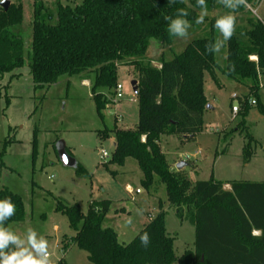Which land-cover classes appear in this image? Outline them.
Wrapping results in <instances>:
<instances>
[{
    "label": "trees",
    "instance_id": "16d2710c",
    "mask_svg": "<svg viewBox=\"0 0 264 264\" xmlns=\"http://www.w3.org/2000/svg\"><path fill=\"white\" fill-rule=\"evenodd\" d=\"M259 2L247 0L252 7ZM188 4L179 0L175 4H169L168 0H82L75 6L58 2L55 12L42 0L35 1L28 64L35 88L49 87L64 75L94 73L92 96L103 118L104 109L113 100L98 90L117 87L120 65L134 67L138 76L137 126L106 127L99 135L106 138L113 133L116 137L111 163L123 165L126 158H135L143 173V189L154 190L158 178L166 187L169 206L175 207L178 217L189 220L196 230L194 249L177 256L174 238L167 232V211L162 203L160 212L131 242L121 243L113 228L102 226L111 200L92 201L87 213L79 204L66 205L59 201L57 211L68 217L76 232L65 249L72 242L88 253L93 264H264V181L223 182L212 177L192 182L183 171L171 169L160 145L162 134L193 137L202 132L209 106L205 93L207 74L218 85L222 74L248 88L238 112L241 125L253 100L264 114L260 98L264 78V22L241 6L236 12L235 34L223 48L226 56L220 60L221 51L213 53L205 47L211 48L219 36L214 27L219 15L210 13L229 10L216 0H207L204 22L196 24L200 9L196 0H188ZM177 8H187V19L192 24L188 41L180 52L173 46L178 37L168 32L165 19L175 16ZM55 15L57 21L53 22ZM22 22V4H11L8 10L1 7L0 79L27 63L24 40L11 30ZM197 33L204 35L194 37ZM154 41L165 49L158 59L160 67L154 66L148 57ZM230 65L235 66L234 71ZM2 94L0 90V97ZM6 100L9 105L7 94ZM239 130L245 132L246 125ZM246 137L249 141L244 149L245 161L249 162L256 140L248 132ZM34 149L36 153V146ZM76 168L79 174L87 172L79 163ZM5 197H10L16 205V214L5 221V226L25 220L21 196L2 188L0 199ZM144 232L150 237L147 247L140 241ZM56 264L67 262L63 257Z\"/></svg>",
    "mask_w": 264,
    "mask_h": 264
},
{
    "label": "rangeland",
    "instance_id": "374dc122",
    "mask_svg": "<svg viewBox=\"0 0 264 264\" xmlns=\"http://www.w3.org/2000/svg\"><path fill=\"white\" fill-rule=\"evenodd\" d=\"M3 0H0V5ZM23 5V22L12 28L25 43L26 65L0 79V189L8 188L21 196L25 220L9 226L23 236L28 228L48 240L49 255L53 264L65 258L67 264H93L88 253L72 242L64 250L66 240L75 235L66 215L57 211L58 202L79 204L87 213L91 201L109 199L110 211L103 221V228H113L121 243L131 242L135 236L160 212L161 203L166 212V228L174 238L177 256L195 247V226L189 220H181L175 207L167 202L164 184L155 189L142 187L143 173L137 160L128 157L123 165L111 163L116 137L111 133L102 138L99 132L106 127L135 128L139 119V105L133 81H137L136 69L123 64L118 68L117 85L122 90L102 87V93L113 102L104 109L103 118L98 114L92 96L94 73L64 75L49 87L35 88L29 67L33 38L34 4L36 0H9ZM46 7L56 12L58 2L75 6L82 0H42ZM1 9V6H0ZM252 17L264 22V0L254 7L248 6ZM256 11V13L253 12ZM219 9L210 15H223ZM245 17V13L240 14ZM57 21L55 15L53 22ZM198 34V33H197ZM203 33L194 37L203 36ZM187 38H177L175 50L184 48ZM164 47L153 42L149 59L160 67L158 59ZM226 56L221 49L220 60ZM220 75V85L207 74L205 93L210 109L204 114L202 132L193 137L178 134H162L160 145L173 170L186 162L181 171L192 182L207 181L214 177L223 182L233 180L264 181V114L252 105L245 118L247 130L241 132L240 113L234 114L233 106L241 108L248 88L226 76ZM89 79L90 85L83 83ZM264 85V78L261 80ZM6 94L10 98L7 105ZM264 103V88L260 87ZM117 116L121 120H117ZM247 132L253 136V156L245 161ZM64 141L75 160L87 171L79 174L77 168L65 166L61 161L57 144ZM36 146V153L34 147ZM103 151L109 156L103 158ZM128 187L132 188L130 192ZM157 187V189H156ZM229 188V185L225 186ZM141 190H144L141 192ZM131 219V225L127 223ZM68 242V241H67ZM61 248H56V245Z\"/></svg>",
    "mask_w": 264,
    "mask_h": 264
},
{
    "label": "clouds",
    "instance_id": "9594fccd",
    "mask_svg": "<svg viewBox=\"0 0 264 264\" xmlns=\"http://www.w3.org/2000/svg\"><path fill=\"white\" fill-rule=\"evenodd\" d=\"M177 0H168L169 4H175ZM180 3L188 4V0H179ZM217 4H223L229 11L215 19L214 27L219 32L216 42L211 48L206 45V50L220 53L227 42L235 34L236 12L243 6L248 7L247 0H216ZM191 7L190 4H188ZM196 7L200 12L195 20L196 24H202L207 15V0H196ZM189 12L187 8H177L175 16H166L168 21L167 30L173 37L187 38L191 22L187 19ZM232 71L234 65H230ZM16 214V205L10 197L0 199V264H53L49 255L48 240L38 235L35 229L28 228L26 234H17L10 226H5V221L10 220ZM127 223L131 225L129 218ZM141 245L147 247L150 237L147 232L140 235Z\"/></svg>",
    "mask_w": 264,
    "mask_h": 264
},
{
    "label": "water",
    "instance_id": "95a60500",
    "mask_svg": "<svg viewBox=\"0 0 264 264\" xmlns=\"http://www.w3.org/2000/svg\"><path fill=\"white\" fill-rule=\"evenodd\" d=\"M11 5V1L9 0H3L1 2V7L4 8V10H8L9 7ZM132 85L134 87V91L136 92L137 91V81H133L132 82ZM208 108H210V106H208ZM57 150H58V154H59V157L61 159V161L64 163L65 166H68V167H73L75 168L78 164V162L75 160V158L68 152V149H67V146L65 144L64 141H60L58 144H57ZM188 164L186 162H181L177 165V170L178 171H181L185 166H187Z\"/></svg>",
    "mask_w": 264,
    "mask_h": 264
},
{
    "label": "built area",
    "instance_id": "2783aa9c",
    "mask_svg": "<svg viewBox=\"0 0 264 264\" xmlns=\"http://www.w3.org/2000/svg\"><path fill=\"white\" fill-rule=\"evenodd\" d=\"M249 6V5H248ZM252 10V9H251ZM253 12L254 13H256V11H254L253 10ZM252 59H256V57H252ZM262 88H264V85L262 86V85H260ZM116 90H117V93L118 92H120L121 90H122V86L121 85H117V88H116ZM252 104H256V101L255 100H253L252 101ZM232 111H233V113L236 115V114H238V112L240 111V108L238 107V106H233V108H232ZM117 120H121V117L120 116H117ZM109 155L106 153V152H104L103 151V154H102V157L103 158H107ZM128 190L131 192L132 191V188L131 187H128Z\"/></svg>",
    "mask_w": 264,
    "mask_h": 264
},
{
    "label": "crops",
    "instance_id": "0c3cea01",
    "mask_svg": "<svg viewBox=\"0 0 264 264\" xmlns=\"http://www.w3.org/2000/svg\"><path fill=\"white\" fill-rule=\"evenodd\" d=\"M83 83L86 84V85H90V80L87 79V78H85V79H83ZM210 108H211V107H210ZM210 108H209V109H210ZM170 167H171V166H170ZM171 169H172V167H171ZM142 191H144V190H141V192H142ZM91 202H92V201H91ZM117 233H118V232H117ZM118 236H119V234H118ZM67 241L69 242V240H66V242L64 243V246H63V247H64V248H63L64 250H66V249H65V246H66V244L68 243ZM56 248L59 249V248H61V247H60V245L57 244V245H56Z\"/></svg>",
    "mask_w": 264,
    "mask_h": 264
}]
</instances>
